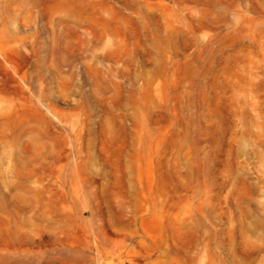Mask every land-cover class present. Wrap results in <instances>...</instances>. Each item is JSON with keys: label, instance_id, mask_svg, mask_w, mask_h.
Listing matches in <instances>:
<instances>
[{"label": "rangeland", "instance_id": "1", "mask_svg": "<svg viewBox=\"0 0 264 264\" xmlns=\"http://www.w3.org/2000/svg\"><path fill=\"white\" fill-rule=\"evenodd\" d=\"M0 264H264V0H0Z\"/></svg>", "mask_w": 264, "mask_h": 264}]
</instances>
